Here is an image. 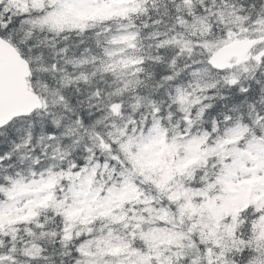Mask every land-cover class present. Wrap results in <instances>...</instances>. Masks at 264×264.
<instances>
[{
	"label": "snow or ice",
	"instance_id": "6c2138e0",
	"mask_svg": "<svg viewBox=\"0 0 264 264\" xmlns=\"http://www.w3.org/2000/svg\"><path fill=\"white\" fill-rule=\"evenodd\" d=\"M0 264H264V0H0Z\"/></svg>",
	"mask_w": 264,
	"mask_h": 264
}]
</instances>
